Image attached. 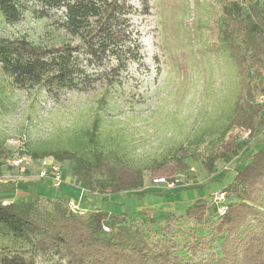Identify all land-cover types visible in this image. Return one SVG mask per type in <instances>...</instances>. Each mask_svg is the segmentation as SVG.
Masks as SVG:
<instances>
[{"label":"trees","instance_id":"trees-1","mask_svg":"<svg viewBox=\"0 0 264 264\" xmlns=\"http://www.w3.org/2000/svg\"><path fill=\"white\" fill-rule=\"evenodd\" d=\"M243 2L231 0L225 5L221 24L242 82L224 134L235 125L251 127L254 134L245 142L222 141L204 161L213 174L217 161L228 162L241 155L232 180L221 190L228 200L226 213L219 215L206 195L195 198L182 213L174 211L161 218L150 209L133 214L105 209L74 213L70 200L60 196L0 201V264H264V104L255 97L264 94V4ZM129 7V0H0V13L11 22L28 10L37 18L62 11L58 27L72 37L50 45L23 38L1 39L0 70L17 87L42 88L51 96L89 91L102 74L112 73L111 84L131 61L139 59L126 19ZM106 62L110 65L105 68ZM91 66L103 70L90 71ZM257 136H261L259 149L254 142ZM8 154L0 144V162ZM29 155L37 160H73L76 185L100 195L145 186L143 169L103 154L93 160L68 150H35ZM174 171L164 166L153 169V174ZM183 187L164 191L177 192ZM210 205L214 218L206 227L211 236H201L197 227L206 221ZM187 222L193 224L189 229ZM185 234L189 240L185 241Z\"/></svg>","mask_w":264,"mask_h":264},{"label":"rangeland","instance_id":"rangeland-1","mask_svg":"<svg viewBox=\"0 0 264 264\" xmlns=\"http://www.w3.org/2000/svg\"><path fill=\"white\" fill-rule=\"evenodd\" d=\"M230 1L129 0L126 19L139 59L131 61L111 84L108 79L112 73L102 74L95 87L86 92L63 91L51 96L42 88L21 89L0 70V144L9 150L7 157L13 154L10 140L26 134L28 154L68 150L91 160L103 154L141 168L145 185L150 188L147 193L162 198V204L152 203L154 197L149 195L150 203L138 210L125 207L130 213L150 209L157 218L174 211L182 213L195 199L178 195L185 190L193 195L201 191L212 203L214 195L232 180L241 159L238 155L228 162L217 161L218 170L213 174L204 165L207 155L222 141L235 140L232 132L239 126H232L224 134L242 85L221 29L224 7ZM257 1L264 4V0ZM61 17L62 11H55L50 18H37L28 10L21 19L11 22L0 13V40L23 38L45 45L70 41L72 37L58 27ZM81 58L86 60L84 54ZM109 65L106 62L105 68ZM88 69L103 70L97 66ZM260 138H254L256 149L261 146ZM3 163L1 175L13 169ZM60 163L64 183L76 184L71 173L74 161ZM164 166L175 171L160 176H179L184 185L181 190L169 192L154 187L152 179L159 174L154 175L153 169ZM20 169L24 174H35L39 159L33 158ZM73 201L85 211H118L117 200L89 188L82 200ZM213 218L210 205L206 221L197 227L201 236H211L206 226ZM186 225L187 229L193 226L190 222ZM189 239L185 234V241Z\"/></svg>","mask_w":264,"mask_h":264},{"label":"crops","instance_id":"crops-1","mask_svg":"<svg viewBox=\"0 0 264 264\" xmlns=\"http://www.w3.org/2000/svg\"><path fill=\"white\" fill-rule=\"evenodd\" d=\"M24 169L25 168H23V170ZM26 169L28 171V168ZM23 170L13 168L12 171H10L11 173L8 172L3 174L5 177L0 174L1 175L0 201L12 202L16 200H28L36 196H43V197L60 196V197H65L68 200H74V199L82 200L87 191V188L83 187V185L81 184L76 185L70 182L69 183L65 182L60 187H54L51 178L42 179L38 176V169L35 173L36 175L33 174L32 172H30L29 174H26L27 172H25L24 174ZM17 172L19 173L20 177H17ZM23 176H26V178H24ZM9 181L10 183L4 184ZM149 190L150 188H148L145 185L143 188L138 190H128V191H122L114 195H107L108 197H110V200L112 199L117 200L116 205L118 207L115 208L118 211H115L114 209H105V210L115 213H121V212L128 213L130 212L129 210L133 208H135L133 210H138L141 206L150 203L149 195L154 197L152 203L157 202L158 204H162V200H161L162 198H159L158 196H154L152 194H148L147 192ZM178 195H180L184 199H189V198H197L203 195V193L201 191H198V195H193L191 192H189V190H185L180 192V194ZM113 206H111V208H114ZM125 207H128L130 209L125 210ZM156 207H160V206H156Z\"/></svg>","mask_w":264,"mask_h":264},{"label":"built area","instance_id":"built-area-1","mask_svg":"<svg viewBox=\"0 0 264 264\" xmlns=\"http://www.w3.org/2000/svg\"><path fill=\"white\" fill-rule=\"evenodd\" d=\"M257 102L264 104V94L256 98ZM234 138L238 141L245 142L252 139L254 131L251 127L245 125L236 126L232 132ZM10 143L13 146V154L4 160V165L19 169L33 158L28 154L27 149V136L22 134L17 138H12ZM38 176L42 179L51 178L54 187H60L64 183V171L59 161L53 157H44L39 159ZM152 184L160 187L162 190H175L183 187V180L179 176L167 177L156 176L152 179ZM6 204L7 202H3ZM212 203L216 207L217 213L223 215L228 209V200L225 192H218L214 195ZM69 207L74 213H83L84 210L78 205L77 202L70 200ZM106 229H108L106 227Z\"/></svg>","mask_w":264,"mask_h":264}]
</instances>
